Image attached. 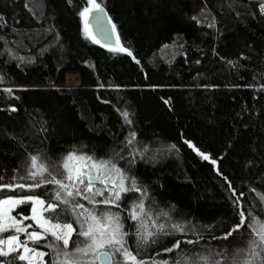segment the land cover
<instances>
[{"label":"trees","instance_id":"16d2710c","mask_svg":"<svg viewBox=\"0 0 264 264\" xmlns=\"http://www.w3.org/2000/svg\"><path fill=\"white\" fill-rule=\"evenodd\" d=\"M97 1L127 51L85 36L88 0H0V185L25 184L0 188V200L34 195L47 203L54 196L55 185L30 189L33 181L20 180L29 155L56 163L70 152L111 160L138 191L124 192L118 206L76 199L96 214L118 213L138 260L173 264L200 253L228 264L250 239L247 226L222 238L238 213L264 220L261 0ZM141 200L154 219L168 213L156 223L171 235L137 245L138 221L129 212ZM14 213L29 216L31 206ZM53 222L79 229L71 213ZM24 224L37 228L30 219ZM76 239L74 233L63 251ZM177 240L180 247L166 252ZM49 243L61 242L29 241L46 251L45 264H59L63 254Z\"/></svg>","mask_w":264,"mask_h":264},{"label":"snow or ice","instance_id":"6c2138e0","mask_svg":"<svg viewBox=\"0 0 264 264\" xmlns=\"http://www.w3.org/2000/svg\"><path fill=\"white\" fill-rule=\"evenodd\" d=\"M92 8L98 12L103 10L100 8L96 0H89ZM260 10L264 12V0H261ZM91 9H85L81 15L87 16ZM115 27V26H113ZM120 51H127L126 49H119ZM131 55V53H128ZM11 91V90H8ZM15 111V109H12ZM127 116V113L124 114ZM174 147V146H173ZM208 159L207 155L203 156ZM25 175L20 177L21 181L31 180L34 183L28 185L31 188H37L43 184L55 185L54 196L49 198L47 205L45 201L39 198L27 197L28 201H33L40 205L41 212L54 213L53 216L44 217L42 214L38 218L35 214L30 218L36 222V225L42 231H28L33 228L32 224L21 226L14 217H9L7 210L0 211V233L13 232L7 237L0 236V257H9L12 253L17 255L11 256L10 259L0 260V264H15V261H27V264H32V258L24 253H32L33 256L39 257L41 260L44 257V252H38L34 248L29 247V241L32 244H39L40 241L46 240L49 236L53 241L61 242L60 244L49 243L48 247L59 248L57 253L59 256L63 254L64 259L59 261V264H95V260L101 257H107L109 264L112 262L114 254L119 253L122 260L116 264H146L142 259L138 260L139 253L133 254L132 251L126 247V240L124 237L127 235L123 231V226L120 222L118 213H111L110 210H101L96 214L95 209L89 210L84 204L77 201V197L87 200L89 204H104L114 205L120 200L121 192L125 191H138L135 186V181H131L129 188L125 187L126 177L123 175L119 168L111 160L97 159L89 155H77L76 152H70L61 158L59 163L52 162L47 156L42 154L29 155L28 163L25 165ZM115 173L117 180L113 177ZM96 184H103L104 188L95 187ZM111 185V188H109ZM14 187L24 188V183H19L13 186L12 184L0 185V188L13 189ZM105 192L109 195L103 200L97 201V196H104ZM264 202V195L260 196ZM23 200H13L11 198L0 200V204H16L23 203ZM63 206V207H62ZM59 210V211H58ZM33 212L36 209L33 208ZM61 213H71L75 217V223L79 225V229L74 228L72 223H59L58 221ZM167 216L168 213L161 212L153 218L151 211H146L143 200L139 201L132 206L129 216L132 220L138 221V226L135 235L138 237L137 245H141L148 241L149 238L158 235H171L172 233L164 232V224H157L156 221L159 216ZM240 220L235 224L225 235L223 239H227L234 232L239 231L241 228L247 226L250 234L248 246L246 248L237 249L228 264H264V221L254 217L249 211L246 215L244 211L238 213ZM84 217L83 220L80 217ZM9 220L11 222L9 223ZM151 221V226L156 229V232L149 230L148 222ZM247 222V224H246ZM175 231L182 232L184 226L181 224L171 225ZM24 234L25 240H20L18 234ZM76 233L77 239L73 241V249L71 252L63 251L68 249L69 241L72 234ZM83 237V239H79ZM155 243V240L152 241ZM193 244L194 241H187ZM181 241L177 240L172 247L166 248V252H172L180 247ZM111 249L112 253L108 251L100 252V249ZM92 256L93 259H82ZM217 255H221L217 253ZM227 259V257H225ZM167 264V261L163 262ZM173 264H224L223 260H212L210 256L204 254H185Z\"/></svg>","mask_w":264,"mask_h":264},{"label":"rangeland","instance_id":"374dc122","mask_svg":"<svg viewBox=\"0 0 264 264\" xmlns=\"http://www.w3.org/2000/svg\"><path fill=\"white\" fill-rule=\"evenodd\" d=\"M96 3L97 4H99L100 5V3L96 0ZM86 8L87 9H91V11L93 10V8H92V5L89 3V0H88V5L86 6ZM85 8V9H86ZM84 9V10H85ZM83 10V11H84ZM82 11V12H83ZM89 13H90V11L88 12V14H87V16H82V23H83V31H84V34H85V36L86 37H88L89 39H91V40H93V41H95V42H99L98 41V39L96 38V36L94 35V32H93V29H92V27H91V25L89 24V22H88V17H89ZM100 43V42H99ZM109 48H111V49H114V50H119V49H122L123 48V46H122V44H121V42H120V40H119V37H118V44L116 45V46H114V47H109ZM64 85H73V86H75V85H78V84H69V83H64ZM80 85V84H79ZM117 168V167H116ZM112 175H113V177L117 180V183L119 182L118 181V178L115 176V173H112ZM124 175V174H123ZM125 187L126 188H129L131 185L127 182V180L125 179ZM95 187H97V188H101V189H103L104 188V185L103 184H96V186ZM109 188H111V185H109ZM126 192V191H125ZM124 192H121V194H120V196H122V194H123ZM109 195V192H105L104 193V196H97L95 199H97V198H100V200H103L105 197H107ZM29 196H31V197H33L34 199L35 198H39L40 200H44L43 198H41V197H37V196H34V195H27V196H12V197H7V198H4V199H2V200H6V199H9V198H11V199H13V200H23V201H25V202H23V203H16V204H8V205H2V204H0V211H4V210H7V212H8V216L9 217H14V218H16V220L17 221H19V222H22V225L21 226H25V221L26 220H28V219H30L34 214L39 218L40 216H41V214L44 216V212L42 213L41 212V207H40V205H37V204H35L34 203V200L33 201H28L26 198L27 197H29ZM45 201V200H44ZM27 203H29L30 204V206H31V214L29 215V216H17L14 212H15V210L17 209V207L18 206H20V205H23V204H27ZM47 205V203H45V206ZM33 208H35L36 209V212L34 213L33 212ZM45 217V216H44ZM30 220H32V219H30ZM33 221V220H32ZM262 221H264V220H262ZM11 222V220H9V223ZM34 222V224L36 225V222L35 221H33ZM37 226V225H36ZM73 227H74V225H73ZM75 228V227H74ZM30 231H42L38 226H37V228H32ZM11 234H14V233H10V234H8L7 236H9V235H11ZM74 234V233H73ZM73 234H72V236H73ZM19 235V237H20V240H22V233L21 234H18ZM6 236V237H7ZM72 238V237H71ZM23 241V240H22ZM0 247H4L5 248V250H7L6 249V246L5 245H0ZM29 247H31V248H34L36 251H38V252H44L45 253V255H46V251L45 250H43V249H40V248H36V247H34V246H31L30 244H29ZM103 250H106V251H109L110 253H112V250L111 249H107V248H105V249H100L99 251H103ZM25 255H27V256H30L31 258H32V264H45V255H44V257L42 258V260L39 258V257H35V256H33V254L32 253H24ZM114 255H117L118 256V258H114L113 257V262H112V264H116V262H119V261H121L122 260V257L120 256V254L119 253H116V254H114ZM85 259H93V257L90 255L89 257H87V258H85ZM146 262V264H163V263H161V262H158V261H145ZM95 264H101L100 263V261H99V259L98 260H95Z\"/></svg>","mask_w":264,"mask_h":264},{"label":"water","instance_id":"95a60500","mask_svg":"<svg viewBox=\"0 0 264 264\" xmlns=\"http://www.w3.org/2000/svg\"><path fill=\"white\" fill-rule=\"evenodd\" d=\"M99 6L103 11L98 12L95 9L90 11L88 22L93 29L94 35L96 36V38L98 39L101 45L106 47H114L118 44V33L115 27H113L114 24L110 19L105 6L102 4H100ZM99 261L101 264H109V260L107 257H101ZM112 262H113V257H112Z\"/></svg>","mask_w":264,"mask_h":264}]
</instances>
